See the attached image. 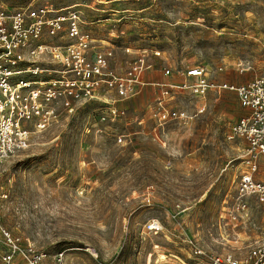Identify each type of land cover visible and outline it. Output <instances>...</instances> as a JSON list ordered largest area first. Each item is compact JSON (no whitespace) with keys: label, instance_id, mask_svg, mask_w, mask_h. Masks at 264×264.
Here are the masks:
<instances>
[{"label":"rangeland","instance_id":"1","mask_svg":"<svg viewBox=\"0 0 264 264\" xmlns=\"http://www.w3.org/2000/svg\"><path fill=\"white\" fill-rule=\"evenodd\" d=\"M0 1L11 11L75 7L95 47L113 49L115 67L148 52L150 82L195 66L217 84L264 77V0ZM154 93L148 86L119 103L126 116L116 123L95 119L105 104L94 101L44 132L31 127L28 147L0 163V227L44 251L43 264L61 252L66 264H207L196 248L234 252L236 235L259 233L264 205L254 200L249 227L225 224L245 172L239 143L228 140L242 115L236 94L175 97L192 119L167 124L157 140Z\"/></svg>","mask_w":264,"mask_h":264},{"label":"built area","instance_id":"2","mask_svg":"<svg viewBox=\"0 0 264 264\" xmlns=\"http://www.w3.org/2000/svg\"><path fill=\"white\" fill-rule=\"evenodd\" d=\"M83 24L82 12L75 7L11 11L0 1V163L28 147L31 127L44 132L62 113H75L94 101L104 102L105 106L93 111L96 113L92 116L101 122L116 123L126 116L119 103L152 87L155 98L151 118L155 138L161 140L159 134L167 124L192 119L185 108L173 105L175 97L190 93L204 98L212 91H230L245 111L228 135V140L239 143V159L245 172L237 182L225 224L235 230L249 227L250 202L264 205V179L257 178L264 166V77L243 85L217 84L209 80L203 66H195L176 73L166 69L163 81L150 82L145 79L146 71L152 68L148 52L131 60L125 69L115 67L113 49L95 47L96 40L83 31ZM154 55L158 57L161 52ZM205 109L201 107L199 112ZM122 141L121 136L118 142ZM1 190L0 198H7ZM150 227L157 230L155 225ZM258 230L251 239L236 235L234 252L216 254L196 248L194 254L204 256L207 264H264V227ZM0 232L6 249L0 253L1 264H43L46 260L47 254L34 243L23 241L3 227ZM244 245L243 254H237ZM55 260L66 264V253L57 254Z\"/></svg>","mask_w":264,"mask_h":264},{"label":"crops","instance_id":"3","mask_svg":"<svg viewBox=\"0 0 264 264\" xmlns=\"http://www.w3.org/2000/svg\"><path fill=\"white\" fill-rule=\"evenodd\" d=\"M240 108H241V106H240ZM241 110H242V115H243L245 111L242 108H241Z\"/></svg>","mask_w":264,"mask_h":264},{"label":"bare ground","instance_id":"4","mask_svg":"<svg viewBox=\"0 0 264 264\" xmlns=\"http://www.w3.org/2000/svg\"><path fill=\"white\" fill-rule=\"evenodd\" d=\"M157 226L159 225V224H156ZM160 229V228H159Z\"/></svg>","mask_w":264,"mask_h":264}]
</instances>
